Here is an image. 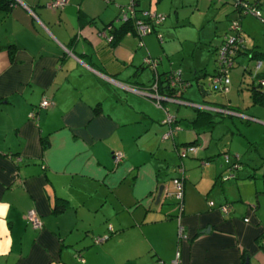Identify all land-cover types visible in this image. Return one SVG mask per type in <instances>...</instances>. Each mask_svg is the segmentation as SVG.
<instances>
[{
    "label": "crops",
    "instance_id": "0c3cea01",
    "mask_svg": "<svg viewBox=\"0 0 264 264\" xmlns=\"http://www.w3.org/2000/svg\"><path fill=\"white\" fill-rule=\"evenodd\" d=\"M45 1L12 0L0 10V264H116L121 235L132 231L151 248V233L178 216L179 210L167 204L174 197L165 196L164 189L155 201L158 185L176 174L177 161L170 158L175 144L210 131L222 114L254 118L230 98L213 101L199 80L209 72L192 64L181 75L191 87V78H196L198 91L190 87L186 93L188 85L182 94L187 103L162 102L167 110L168 104H202L210 121L193 123L194 108L189 119L173 114L171 136L162 138L168 129L162 122L165 114L141 90H147L153 74L163 78L176 67L161 52L154 66L143 64L144 49L155 56L150 37L139 43L127 31L111 39L105 24L118 26L114 20L125 0H66L58 8L46 7ZM157 1L137 0L136 6L152 9L150 3ZM173 10V20L165 17L151 32L168 34L169 27L178 25ZM228 14V20L237 15ZM213 26L220 43L226 29ZM202 46L208 48V43ZM163 47L167 50L164 42ZM243 48L238 55H264L255 43ZM250 50L256 55L249 56ZM260 75L255 71L250 80ZM43 98L50 103L40 106ZM187 131L193 135L186 140ZM115 152L121 154L118 160ZM193 157L207 165L212 159ZM238 158L243 168L232 178L219 179L223 201L230 206L227 212L219 204L197 211L198 187L192 185L186 194L182 184L184 208L199 214L179 219L177 226L185 235L178 242L175 264H264V156L249 155L250 162ZM57 202H62L60 208H55ZM30 208L37 212L40 227L26 221ZM122 251H130L129 243Z\"/></svg>",
    "mask_w": 264,
    "mask_h": 264
},
{
    "label": "rangeland",
    "instance_id": "374dc122",
    "mask_svg": "<svg viewBox=\"0 0 264 264\" xmlns=\"http://www.w3.org/2000/svg\"><path fill=\"white\" fill-rule=\"evenodd\" d=\"M101 1L108 2L110 0ZM110 2L115 4L113 1ZM126 2L127 0L123 3ZM111 3L107 5L112 6ZM150 4L154 10H148L157 14H163V19L165 17H170L173 20L175 17L173 9L175 7L176 16L179 21L178 25L169 27L167 30L169 32L168 34H163V32L158 31V33L162 34L161 40L154 32H147L142 35L143 39L145 37H150L149 42L152 43L150 48L154 51L153 55H155L151 57L158 61V53L161 52L162 58L170 63L172 62L171 65L180 71L188 69L192 64L196 65V67L205 69L209 73L202 75L199 80L201 81L200 83L203 84L202 88L209 90L208 94L214 96L213 101L226 103L231 100L232 102L230 103L240 107V111L248 113L247 115H254H250V117H253L255 120L234 114L220 115L219 118L215 120L210 131L203 130L201 133L197 134V139L193 140V138H191L188 141L180 142L181 145L191 143L195 148L194 153H188L179 157L176 152H172L173 150L171 151L172 146L171 143L168 142L166 148L168 149L171 146L169 148L171 151L170 158L174 156V160L180 162L183 168V172L180 176L183 177L181 182L185 185L184 189L186 194L191 190L193 187L192 185L199 189L198 193H200V198L196 201V210L202 212L209 202L214 206L224 203V192L222 185L219 183V179L228 172L226 163H224V155L226 153L229 158L235 157V155L241 158L245 157V162L251 161L248 158L249 155L256 157L264 156V92L259 100L253 101L249 88L250 74L253 75L255 71L264 74V55L262 54L259 56L260 58H249L247 54L235 55L232 65L227 71V77L230 81V83L229 81L227 83V90L223 91L219 88H213L208 84V76L217 68L218 64L216 62L215 51L211 53V49L212 46L219 43L220 40L219 35L212 34L214 29L213 24L215 23L217 27L223 26L225 29H228L230 24V20L227 19L229 17L228 12L236 14L232 9L234 0H159ZM257 10L258 15L244 13L240 34L242 35V44L244 46L252 48V44L255 43L257 47L264 52V0H261L257 5ZM168 12L169 14L167 15ZM232 17L229 19H232ZM249 21L251 25L248 24ZM114 22L118 24L119 21L114 20ZM168 24L170 25V23ZM135 38L137 42L140 41L137 35ZM205 41L208 43V48L205 46L201 47V43ZM163 42L167 50L164 49ZM141 45L144 47L143 44ZM144 50L145 53L142 59L148 56L147 50ZM150 55L151 54H149V57ZM257 61H259L258 67L255 66ZM163 63H165L164 60ZM248 66H250V68L247 70ZM147 67H150V65H147ZM249 70L251 72H249ZM191 81L193 86L191 87L189 85L186 89V93L189 91L190 87H194L198 91V80H196V78H191ZM262 89L264 90V87ZM191 98L193 99V97ZM193 102L194 101H192V104ZM167 107L168 113L172 115L179 113L187 119L191 118L193 115L194 107L191 105L178 104L175 108L173 105L168 104ZM161 110L164 115L165 113L162 108ZM192 133L193 131H187L184 134L186 140L188 137H191ZM194 155H200L202 157L208 155V157L212 159L209 165L200 164V158L193 157ZM242 162L243 160L236 164L235 170L238 171L239 166L243 168ZM219 170L221 172L217 175ZM175 175H177V173L167 179L169 181L168 183L167 181L164 182V185H168L169 190L173 187L171 178ZM252 176L253 178H262L259 174H254ZM180 203L182 205L181 214L178 213V216L174 215L172 217L173 219L162 223V229L160 231L155 229L153 233H151V243L153 245L151 248L149 242L145 240L143 236H135L132 234V231L126 233L131 235H121L119 238L120 252L114 254L115 259L118 261L116 264H171L172 261H177L179 253L178 242L180 238H182L181 236L185 235L183 231V234L178 236L177 225L179 224V219L182 218L183 215L185 217H192L198 216L199 214V212L195 214L187 212L184 208L183 198ZM180 203L172 197L167 199V204L170 208L172 207V209H174V212L179 210ZM126 243L130 245L129 252L122 251V246ZM155 247L157 250H155ZM108 262L115 261L113 258L112 260L109 258Z\"/></svg>",
    "mask_w": 264,
    "mask_h": 264
},
{
    "label": "built area",
    "instance_id": "2783aa9c",
    "mask_svg": "<svg viewBox=\"0 0 264 264\" xmlns=\"http://www.w3.org/2000/svg\"><path fill=\"white\" fill-rule=\"evenodd\" d=\"M136 1L137 0H127V2L124 3L123 5H119V14L115 19L119 21H123L126 20L128 16L133 17L135 34L138 36L140 40L139 43H141L142 35L147 32H151L154 29V27L163 20V14H157L155 12H150L148 9H143L140 11L139 16H134L133 9ZM65 3L66 0H46L44 2V5L48 8H58V7H62ZM242 4L246 5L243 2ZM249 12L251 14L258 15L257 8H250ZM108 28H110V25H108ZM157 36L159 37V39L161 38L159 33H157ZM108 39H110V36L108 37ZM241 44H242V35L240 34L239 23L235 18H232L230 19V24L228 29H226V31L223 33L222 40L218 44L215 50L216 62L218 66L216 71H214L212 74H209L208 76V84L211 85L213 88H219L222 90L227 89L226 86L228 83L227 71L232 63V57H233L232 55L235 52V48L240 47ZM142 62L144 64L154 66L155 63L157 62V59L151 56L149 57L148 55L147 57H144L142 59ZM258 65H259V61L256 62L255 66L258 67ZM167 73L168 74L165 83H167L170 87L171 86L174 87V90L170 94H165L157 91L158 82L156 75L154 76V79H152L151 83L147 86V90H141L145 95L149 96L155 102L156 105L162 108L165 113L162 122L168 124V129L165 133L162 134V138H169L171 136V130H172L171 123L173 122L174 116L168 113L166 106L162 105L160 101L168 100V101H179L186 103L188 102L182 98V94L185 91L187 85L189 84V81L182 80L179 77V69L177 68H172V70L168 71ZM257 81L260 83V85H264V74L257 76ZM49 103L50 101L47 98H43L40 100L39 105L46 106ZM198 106L205 107L204 105L202 106V104ZM28 115L33 116L34 115L33 111L30 110ZM194 151L195 148L192 146V144L180 145L176 149V152L179 157ZM120 157H121L120 152H115L113 154L114 160H118ZM224 163L230 166L234 165L232 159L229 158L227 154L224 155ZM175 170L177 172V175L171 178L173 187L171 190H169L168 187H165L164 195L173 196L176 199V201L180 203L182 198V182H181L182 176L180 175L183 172V168L180 162L176 164ZM222 176L223 177L221 179L230 178L232 176L231 170H229L225 175ZM208 204L212 205L211 202H209ZM218 207L222 212H227L230 209L228 203H221L219 204ZM179 213H180V208H179ZM25 218L26 221L32 227L36 228L41 226V221L39 219V216L34 209L30 208L26 210ZM178 234L179 235L183 234L181 226L178 227ZM78 258L82 259L81 256H78ZM171 264H175V261H172Z\"/></svg>",
    "mask_w": 264,
    "mask_h": 264
},
{
    "label": "trees",
    "instance_id": "16d2710c",
    "mask_svg": "<svg viewBox=\"0 0 264 264\" xmlns=\"http://www.w3.org/2000/svg\"><path fill=\"white\" fill-rule=\"evenodd\" d=\"M260 1L261 0H234L233 10L236 11L237 15L235 17H233V18H235L238 21V23H239V17L241 15H243L244 13H250L249 12L250 8H257V5L260 3ZM11 2H12V0H0V10L4 11L6 9V7H8V4L11 3ZM242 2L245 3L246 5H243ZM121 5H123V4H121ZM143 9H145V8L137 7L136 3H135L134 9H133V15L134 16H139L140 11L143 10ZM115 20H117V19H115ZM117 21H119V20H117ZM108 25H110V28H108ZM105 26L108 28V30H109V32L111 34V37H112L111 39L113 41L116 38H118L119 36H121L123 33L127 32V31H133L135 33V28H134V24H133V17H131V16H128L126 18V20L119 21L118 26H115L112 21L107 22L105 24ZM241 51H244V48H243L242 44L240 45V47H236L235 48V52L232 55L233 56L232 57V62H233V59H234L235 55H237ZM249 53H250L249 56H254V55H256L257 52L254 51V50L253 51L250 50ZM231 65H232V63H231ZM216 69L214 71H216ZM171 70H172V68H169L167 71H165L164 74H163V78H160L159 75H157L154 72L155 74H153V79H154V76L156 75L157 82H158V84H157V91L158 92L165 93V94H170L174 90L173 86L170 87L167 83H165V80H166L167 74H168L167 72L171 71ZM212 73H210V74H212ZM179 77L182 80L189 81L187 78H185V77H183L181 75V71L180 70H179ZM263 87H264V85H260V83L257 81V76L254 77L252 80H250L249 88H250V91H251L250 94L252 96L253 101H257V100L260 99L262 93L264 92V90L262 89ZM160 103L163 105L162 101H160ZM194 109H195V115L191 119V121L193 123H202L203 121H210L209 120L210 119L209 116H210L211 113L207 109H204L203 107H200L198 105L197 106L194 105ZM174 120H175V116H174L173 121ZM171 129H172V127H171ZM186 144H191V143H186ZM180 145H181L180 143H176L175 144V146H174L175 147V151H176L177 147L180 146ZM183 145H185V144H183ZM189 153H192V152H189ZM176 154H177V152H176ZM177 156H178V154H177ZM232 162L234 163V165H232V166L226 165L227 168L229 170H231V172H232V176L230 178H232V177H234L236 175V172H235L236 171L235 170L236 165L235 164H238L239 158L237 156L233 157L232 158ZM177 163H178V161H177ZM61 206H62V202H57L55 204V208H60ZM263 247H264V244H263ZM240 263H242V262L240 261Z\"/></svg>",
    "mask_w": 264,
    "mask_h": 264
},
{
    "label": "water",
    "instance_id": "95a60500",
    "mask_svg": "<svg viewBox=\"0 0 264 264\" xmlns=\"http://www.w3.org/2000/svg\"><path fill=\"white\" fill-rule=\"evenodd\" d=\"M166 186L163 184L158 185L156 193H155V201L157 202V200L159 199L160 193L162 192V190L165 188Z\"/></svg>",
    "mask_w": 264,
    "mask_h": 264
}]
</instances>
